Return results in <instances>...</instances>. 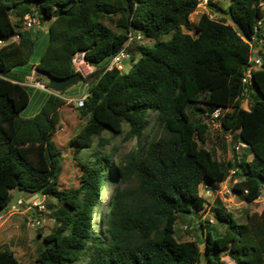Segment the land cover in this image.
I'll return each mask as SVG.
<instances>
[{
    "label": "trees",
    "instance_id": "trees-1",
    "mask_svg": "<svg viewBox=\"0 0 264 264\" xmlns=\"http://www.w3.org/2000/svg\"><path fill=\"white\" fill-rule=\"evenodd\" d=\"M22 2L26 6L14 24L10 11ZM34 3L49 21L48 43L35 68L50 78L79 75L91 83L85 105L77 106L83 127L68 144L79 184L68 189L56 184L63 155L51 143L65 99L51 93L37 115L23 116L30 102L28 86L8 77L34 54L36 37L18 30ZM198 3L0 0V38L20 36L0 48V212L10 206L14 189L34 196L26 203L38 199L37 194L58 199L61 207L52 212L55 226L44 235L39 264H200L202 244L207 264H228L224 251L236 264H264V207L240 222L218 201L219 206H211L214 220L195 228L202 235L189 240L176 236L179 213L191 207L206 211L201 187L218 190L230 171L236 179L232 189L243 199L253 202L264 189V55L244 82L251 65L246 39L264 36V0H231L227 8L210 0L209 6L226 17L215 20L203 13L194 25L190 16ZM130 28L155 39L154 46L133 51L129 73L107 70ZM170 32V40L158 39ZM79 51L96 67L88 76L75 69ZM246 96L251 98L249 109L242 107ZM217 109L221 113L213 117ZM150 111L155 112L153 121ZM203 116L233 134V144H247L252 159L245 153L226 163L216 158L204 146L209 125ZM106 132L135 138L137 147L124 154L116 148L104 151L110 140ZM107 179L111 182L98 220ZM221 220L227 222L224 232L217 225ZM0 264L20 262L4 249Z\"/></svg>",
    "mask_w": 264,
    "mask_h": 264
},
{
    "label": "rangeland",
    "instance_id": "rangeland-1",
    "mask_svg": "<svg viewBox=\"0 0 264 264\" xmlns=\"http://www.w3.org/2000/svg\"><path fill=\"white\" fill-rule=\"evenodd\" d=\"M12 1L21 2L22 0ZM214 1L216 3H219L224 8H227L231 2V0ZM25 6L26 3L22 2L18 8H14L10 11L11 20L14 24H17L20 17L19 12H21L23 7ZM29 7L31 8L30 12L33 14V16L39 19L41 17V24L40 26L34 25L28 28L27 24L23 21L22 26H20L18 30H21L23 32L29 31L34 37H36L35 51L29 63L17 65L15 68H13L12 72L8 74V77L22 81L26 80L27 76L25 75V73L27 71L30 73L32 63L39 61L40 56L46 48L47 37L41 32H45L44 30H47L49 25V21H45L44 19H42L43 15L39 9L38 3H34ZM198 9L199 8H197V10ZM197 10L190 16V19L194 25H197L198 23V19L201 14L199 13V10H201V7L198 11ZM205 10L216 12L213 6H207ZM218 15L219 20L222 19L221 17H226V15L224 16V14L221 13H218ZM227 20L231 22V19H229V17L227 18ZM191 33L194 34L193 31ZM172 36L173 32H170L168 34L160 35L158 39L167 41L170 40ZM154 44L155 39L146 38L142 42H136L134 44L135 46L133 47V51L136 54L139 46L153 47ZM134 63L135 62L131 59L124 61V71L129 73L133 68ZM35 76L38 80H42L48 83L49 78L45 75H42L38 70H36ZM88 81L90 83V80ZM85 83L86 81L84 82L83 80H81L78 83L68 87L65 90L66 96L62 95L61 92H52L60 97H63L66 101L64 106L59 110V116L57 117V120L55 119L57 132L54 139L51 141V143L57 148V151L62 152L63 155L62 165L60 167L56 183L58 188L61 189H68L73 185L79 184V168L74 159V151L71 147H69L68 144L70 141H72L75 134L81 131L84 124L83 121L79 123V120H81L82 117L78 107L74 104L72 99L78 98L82 96L86 91H88L87 86H90L91 83L87 86ZM28 89L30 92V102L22 111V115L26 117L37 115L49 96V92L33 87H28ZM250 105L251 98L249 96H246V98L242 102V107L245 109H249ZM154 117L155 112L150 111V120L153 121ZM204 121L209 125L208 139L204 146L211 150L216 158L226 163V161L231 159L234 155L241 158L245 153L248 156V159H252L253 153L250 148L242 147L239 150H233V147L236 146V143L233 144V142L231 141L232 136L230 134H225L223 132L218 120H213L212 118L205 117ZM125 129L127 130V126H125ZM104 135L110 138L108 144L103 147L104 151H109L112 148H116L118 150V154H124L137 147V139L135 138L127 140L124 138V134L111 136L109 132H106ZM85 152H88V150H86ZM110 180L111 179H107L106 188L104 189L102 198L98 203V220L101 218L102 211L105 206L104 200L107 196V191L111 182ZM235 182L236 179L234 178V174L230 171L227 181L221 184L219 192H209L204 187H201V193L207 200V210H202L197 213L195 209L191 207V209L188 211L180 212L175 224L176 236L178 237V239L189 240L195 239L198 233L202 235V229L198 228L197 231L195 229L196 226H199L200 224L199 222L195 224V220L197 217L200 222L209 219L214 220L211 213V206H219L218 201H220L222 206L227 211H230L240 222H246L248 220V214H260L264 207L263 203L259 200L260 198L256 199L253 202H249L243 199L232 190V185ZM228 189H231V192H228ZM21 196H23L22 198L24 199V204L18 205L16 204L17 199ZM36 196L38 197V201H43L45 210H39L38 207H33L31 209L27 208L28 203H26L25 200H31L32 198H34V196H28L27 194H25V192L14 189L11 191L10 206L5 211L0 212V250H12L15 253V256L19 260L20 264H39L36 261V258L41 249L46 246L44 235L49 234L55 226V220L52 217V212H58L59 208L61 207V203L58 201V199L51 195L41 196L40 194H37ZM37 219L41 221L40 224H34V221ZM185 224L192 226V229L185 230ZM217 225L221 232H224L227 227V222L225 220L217 221ZM41 227L44 228L42 231L43 235L38 236L37 230ZM200 248L202 251L200 264H207V258L205 257V244H202ZM222 258L228 264H236L230 258V256L225 253V251L223 252ZM77 264L85 263L83 262V260H80Z\"/></svg>",
    "mask_w": 264,
    "mask_h": 264
},
{
    "label": "built area",
    "instance_id": "built-area-1",
    "mask_svg": "<svg viewBox=\"0 0 264 264\" xmlns=\"http://www.w3.org/2000/svg\"><path fill=\"white\" fill-rule=\"evenodd\" d=\"M209 4H210V0H199L198 7H197L199 9L201 7V10L198 9L199 13H201V14L207 13L211 19L219 20L218 13H216L215 11L205 10L206 7L209 6ZM24 22L27 24L28 28H30L34 25L40 26V24H41L40 19L36 18L31 13H27L24 16ZM126 35H127V38L125 40L123 47L112 57L111 61L109 62V65L107 66V70H111L113 68H117L119 70H124V61H126L128 59L132 60L134 44L136 42H142L144 39H146L145 34L141 30H138L135 28H130L127 31ZM19 39H20V36L18 33H16L10 39L0 38V48H2L4 45L8 44L9 42L18 41ZM246 40H247V42H249V44L251 46V57H250L251 65L248 66V68H247L246 76L244 78V82H249L253 69L260 67L262 65V62H263L264 36L259 38L256 35H254L250 40H248V39H246ZM73 63L75 65L76 71L79 72L82 76H88L89 74H91L93 71L96 70V67L92 66L87 61L84 51H79L75 54V56L73 58ZM36 70L37 69L35 68L33 71V74L26 77V80L24 83L26 85H31V86H35L37 88H41L43 90L48 91L49 93L54 92L53 90H51L48 87V83H46L45 81H42V80H38L36 78V76H35ZM45 76L47 77V75H45ZM85 84H86V86L90 85L89 81H87ZM87 90L88 91H86L82 96L72 99V101L74 102V104L76 106L82 107L85 105V101L87 100L88 96L91 93L90 92V86H87ZM220 113H221V110L217 109L212 114V116L218 117L220 115ZM230 135L232 136L233 134L230 133ZM242 147H247V144L240 141L236 144L235 149L239 150ZM204 188L207 189V191H209V192L213 191L207 186H205ZM220 188L218 190H215V191L219 192ZM247 191L248 190H244V192H246V193H247ZM228 192H231V189H228ZM259 198H260L259 200L264 205V189H263V193L261 194V196ZM16 204H18V205L24 204V199L18 198ZM33 207H38L39 210H45V205L43 204L42 200H40V201L33 200L32 202L28 203L27 208L31 209ZM198 222L200 223V221L198 219H196L195 224H197ZM40 223H41V221L39 219L34 221V224H40ZM184 229L185 230L192 229V226L185 224Z\"/></svg>",
    "mask_w": 264,
    "mask_h": 264
},
{
    "label": "water",
    "instance_id": "water-1",
    "mask_svg": "<svg viewBox=\"0 0 264 264\" xmlns=\"http://www.w3.org/2000/svg\"><path fill=\"white\" fill-rule=\"evenodd\" d=\"M48 77V75H47ZM48 87L56 92H64L68 87L72 86L73 84L78 83L82 80L81 76H75L67 79H56V78H50L48 77ZM43 227L39 228L37 230V233H40L43 231Z\"/></svg>",
    "mask_w": 264,
    "mask_h": 264
},
{
    "label": "crops",
    "instance_id": "crops-1",
    "mask_svg": "<svg viewBox=\"0 0 264 264\" xmlns=\"http://www.w3.org/2000/svg\"><path fill=\"white\" fill-rule=\"evenodd\" d=\"M48 27H49V26H48ZM44 31H45V32H41V33L47 37V43H48V28H47V30L45 29ZM134 46H135V45H134ZM34 51H35V49H34ZM37 63H38V61L32 63L31 68H30V73L27 71V72L25 73L26 76H30V75L33 74V71H34V69H35V67H36L35 65H36ZM92 66H94V65H92ZM94 67H95V66H94ZM25 75H24V76H25ZM11 79L14 80V81H16V82H20V83L26 85V84L24 83L25 81L18 80V79H14V78H11ZM26 86H28V87H33V88L40 89V90H43V89H41V88H37V87H35V86H31V85H26ZM43 91H46V90H43ZM46 92H48V91H46ZM61 93H62V95L66 96V95H65V91H64V92H61ZM49 94H50V93H49ZM22 197H23V196L18 197V198H22ZM35 200H37V199H35Z\"/></svg>",
    "mask_w": 264,
    "mask_h": 264
}]
</instances>
